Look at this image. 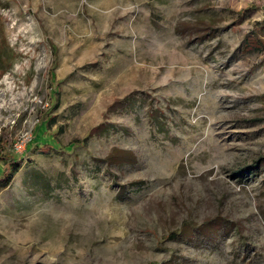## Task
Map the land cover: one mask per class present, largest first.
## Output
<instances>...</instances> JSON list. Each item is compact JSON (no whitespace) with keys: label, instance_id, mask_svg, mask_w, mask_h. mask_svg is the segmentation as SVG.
<instances>
[{"label":"rangeland","instance_id":"obj_1","mask_svg":"<svg viewBox=\"0 0 264 264\" xmlns=\"http://www.w3.org/2000/svg\"><path fill=\"white\" fill-rule=\"evenodd\" d=\"M263 30L264 0H0V264H264Z\"/></svg>","mask_w":264,"mask_h":264},{"label":"trees","instance_id":"obj_2","mask_svg":"<svg viewBox=\"0 0 264 264\" xmlns=\"http://www.w3.org/2000/svg\"><path fill=\"white\" fill-rule=\"evenodd\" d=\"M254 39H256V38H254ZM256 42H258V39ZM249 46H251V43H249ZM5 51H6V48L0 47V65L4 63L5 53H6ZM120 153H122L123 155H128L125 157L129 159V162H131V159L133 156H131L130 153H128L126 151H121ZM6 159H8V160H6ZM113 159H115V156L113 155V153L108 155V157H107L108 161H113ZM0 160H6L5 162L3 161L5 163V168L2 172H0V191H2V190L6 189L7 187L10 186V184L12 183L14 175L18 173V171L21 168V165H20V162H18V159H15L13 156L5 157V158L1 157Z\"/></svg>","mask_w":264,"mask_h":264}]
</instances>
